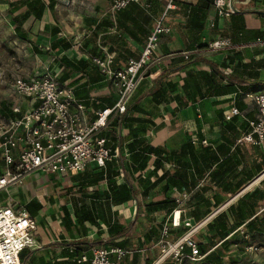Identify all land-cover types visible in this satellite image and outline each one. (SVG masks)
<instances>
[{
	"label": "crops",
	"instance_id": "crops-1",
	"mask_svg": "<svg viewBox=\"0 0 264 264\" xmlns=\"http://www.w3.org/2000/svg\"><path fill=\"white\" fill-rule=\"evenodd\" d=\"M6 1L7 11L0 12L5 19L7 16L11 19L14 34L29 43L33 58H45L44 64L28 71L24 79L32 80L45 73L57 76L64 86L73 90L75 98L85 105L87 115L92 118L96 110L114 106L119 91L116 81L101 71L94 58L112 55L115 72L130 59L140 57L169 0H140L116 12L111 9L113 0H82L80 11H59L60 4L54 0L53 4L47 3L40 18L32 13L26 20L23 19L25 9L9 11V3L18 0ZM230 1L236 12H246V29L233 32L234 18L218 16L213 5L210 10H204L198 7L199 0L174 1L164 20L169 32L161 36L151 64L139 75L136 90L130 96L127 122L109 124L101 133L114 134L112 144L121 148L122 154L108 163L106 178H99L104 169L89 164L84 173L76 176L47 174L52 178L49 183L40 180L46 175L32 174L22 186L0 192L9 198L0 201V208L11 205V200L20 196L22 204L16 206L35 217L41 229L31 264L75 262L82 254L91 255L95 247H122L130 251L124 264H152L158 259L161 230L156 223L164 225L169 222L170 215L166 217L164 212L145 210L152 201L163 199L161 187L165 183L151 190H159L158 199L149 200L150 194L144 199L139 196V203L132 193L133 190L143 192L156 180V175L164 173L162 169L154 170L156 156L141 150L146 146L174 151L192 142L199 149L209 146L219 157L203 174L197 173L194 167L186 169L193 181L196 179L193 188L183 192L173 189L175 198L187 195L183 204L190 205L189 208L200 207L205 200L210 202L211 212L205 217L211 213L216 217L227 211L248 193L264 191V169L256 173L260 165L264 166V145L238 143L239 138L250 131L249 121L258 112L254 102L246 97L237 98L235 93L241 85L228 87L229 93L223 95H215L213 89L202 87L204 98L188 106L179 107L173 100L176 93L183 94V79L188 72L212 73L213 67L204 61L238 79L254 81L256 86H261L256 92L264 91V36H257L258 32L264 33V0ZM234 22L236 26L240 24L237 18ZM18 24L21 31L16 29ZM222 37L231 39L229 47H210V43ZM183 52H190L188 59ZM193 57L199 60L186 66ZM161 75L164 76L161 80L164 90L162 96L156 98ZM169 83L175 84V88ZM219 83L225 86L229 82L223 79ZM11 106L12 103L10 109ZM233 106L240 113L227 120ZM21 107L26 110L29 104L22 100ZM139 127V133L133 134ZM175 167L163 163L166 170H175ZM45 184L49 185L46 189ZM240 184L241 189L233 193ZM65 186L73 188L74 192L71 189L68 194L69 189L57 191L67 194L61 203L54 190ZM121 189L130 194L127 200L120 199ZM217 199L222 204L217 205ZM257 204L256 215L264 218V200H257ZM186 214L185 211L183 215ZM143 222L149 225L140 234L129 231L118 236L123 227ZM239 230L243 234L244 225ZM100 242L103 244L93 245ZM76 250L80 254L73 256ZM243 253L252 261L256 259L254 264H264V248L260 256ZM165 264L173 263L167 261Z\"/></svg>",
	"mask_w": 264,
	"mask_h": 264
},
{
	"label": "built area",
	"instance_id": "built-area-1",
	"mask_svg": "<svg viewBox=\"0 0 264 264\" xmlns=\"http://www.w3.org/2000/svg\"><path fill=\"white\" fill-rule=\"evenodd\" d=\"M175 0H169L163 16L157 22L140 57L132 58L119 70H112L113 57H95L94 62L101 71L116 81L118 100L114 106L98 109L91 118L86 107L74 96L72 89L64 86L57 76L45 73L43 76L26 80L16 77L11 92V109L16 116L0 124V192L25 184L32 174H56L69 177L82 174L89 164L105 169L106 164L119 158L121 151H114L101 133L116 115H122L129 106V99L136 90L139 75L152 62L158 41L169 32L164 20ZM140 0H113L112 11H121ZM217 14L230 18L235 11L230 0H214ZM231 45V39L222 37L210 43L213 49H224ZM189 58L190 52H183ZM246 98L254 102L258 112L249 121L250 131L239 138V144L264 145V91L252 92ZM22 100L29 104L23 110ZM233 106L227 120L239 115ZM207 144V141L203 142ZM264 174V173H263ZM187 196V195H185ZM178 207L163 225L159 246L161 255L152 264H192L204 259L196 235L210 222L211 213L199 222L185 219L184 200L177 198ZM185 227L180 236L171 234L173 228ZM38 223L35 217L16 205L0 208V264H23L21 254L38 247ZM258 243L246 245L249 256L263 253ZM130 251L122 247H95L91 255L82 254L76 258L78 264H124Z\"/></svg>",
	"mask_w": 264,
	"mask_h": 264
},
{
	"label": "trees",
	"instance_id": "trees-1",
	"mask_svg": "<svg viewBox=\"0 0 264 264\" xmlns=\"http://www.w3.org/2000/svg\"><path fill=\"white\" fill-rule=\"evenodd\" d=\"M53 4L54 0H18L15 2L9 3V11H18L21 9H25L27 12L24 14L23 19H28L30 14H34L35 17L40 18L47 7V3ZM214 0H199L198 7L204 10H210ZM214 6V5H213ZM235 10V9H234ZM235 10L231 17L234 19L237 18L239 21V25H235L234 19L232 24L233 32L235 30L246 29L244 15L246 12H236ZM217 12V11H216ZM218 15V14H217ZM15 17V16H14ZM13 17V18H14ZM18 23V21H16ZM18 31H21L20 24L17 25L16 28ZM17 31V32H18ZM258 38H262L264 36L263 32H258ZM23 37V36H22ZM27 36L24 33L23 39ZM198 57H193L188 61L186 66L198 61ZM207 64L213 67L212 73H208L206 71H191L188 72L186 77L183 79V94L176 93L173 97V100L178 102V106H188L191 102L197 101L199 98H204L202 87H208L209 89H213L215 95H223L227 94L228 87L234 86L236 84L241 85V89L236 91L237 98H244L248 93L256 92L261 89V86H256V82L254 81H246L238 79L237 77L231 75L230 73H226L224 69H220L217 65L204 61ZM164 76L161 75V79L157 81V85L159 87L156 89L155 95L162 96V78ZM228 81V85H221L219 80ZM170 84V83H169ZM172 88H175V84H170ZM158 100V99H157ZM128 107L124 114L116 115L112 118L111 124L114 125H122L124 122H127ZM16 116L15 114H13ZM138 121H142L141 119H136ZM140 127L134 129L133 134H137L140 131ZM132 133V132H131ZM105 137L108 141V146H111L113 151L116 148H119L117 145L112 144L114 141L112 137H115L114 134L111 133V136L101 135ZM143 141L141 140V143ZM121 151V148H119ZM141 150H146V152L150 155L156 156L155 167L154 170L158 172L160 169L164 172L162 175H156V180L143 192H139L138 190H133V195L140 203L141 200L139 196L144 199L148 197L151 190L156 189L161 183H165L161 187V192L163 195V199L160 201H152L149 205L146 206L147 212H152L156 210H160L164 212L166 217L171 215L173 211L178 207L177 198L171 197V193L173 194V189L177 188L179 191L183 192V190L193 188L196 183V179L193 181V176L190 177L187 174L186 169L194 167L197 173L203 174V172L211 166V163L216 162L219 157H217L212 149L209 146L206 147H197L192 142H186L183 144L178 150L169 151L165 147H144ZM174 164L175 170H166L163 168V163ZM109 163V162H108ZM106 164V167L108 165ZM179 168V170H178ZM264 169L263 165H260L256 170V173H260ZM106 168L101 172L99 178H106L107 172ZM252 177V176H251ZM242 184H240L237 189L233 191L236 193L239 189H241ZM185 188V189H184ZM120 199H126L130 196L127 191L124 189L118 192ZM257 200H264V191L255 190L253 193H248L241 197L237 203L229 206L230 208L227 211L219 213L216 217H214L207 225L205 226L204 231L198 233L199 234V247L203 254L207 256L204 257L199 262L192 264H228L225 261L224 255L226 254L225 248L228 244L242 245V252H245L244 248L246 245L252 243H258L261 246H264V218L256 215L258 204ZM200 207H191V211L189 214L184 216L185 219H191L194 222H198L202 220L207 214L211 212L210 202L203 201ZM217 205L222 204L220 199L216 201ZM32 216V215H31ZM253 217V218H252ZM252 218V219H251ZM250 219L248 222L247 220ZM245 227L244 233L242 234L239 228L241 226ZM135 223L129 224L128 227H123L119 232L118 236H122L125 233H128L133 227ZM163 226V224L161 225ZM185 227L173 228L171 230V234L174 239L185 232ZM197 234V235H198ZM196 235V236H197ZM232 235L231 239L229 238ZM197 239V238H196ZM103 242L93 243V245H102ZM52 245V244H51ZM50 245V246H51ZM79 251L76 250L73 256L79 255ZM34 255V250H25L21 254V261L23 264H31L32 258ZM249 258L250 257H246ZM256 261L253 260L252 264ZM75 262H64L59 264H76ZM231 264H236V261L233 259L230 262Z\"/></svg>",
	"mask_w": 264,
	"mask_h": 264
},
{
	"label": "rangeland",
	"instance_id": "rangeland-1",
	"mask_svg": "<svg viewBox=\"0 0 264 264\" xmlns=\"http://www.w3.org/2000/svg\"><path fill=\"white\" fill-rule=\"evenodd\" d=\"M81 1L82 0H80V2L79 0H57L56 2L60 4V7H58L59 11H80L79 6L82 3ZM6 2V0H0V11H7ZM7 19H5L3 12H0V124H5L10 119L14 118V115L9 107V104L11 105L12 102L10 95L12 86H14V79L16 77H26V73H28V71H32L34 68L42 66L44 64L45 59L42 56L39 57V59L33 58L31 56V46L27 41H23L17 38V35L14 34L13 28L10 25L11 19H9V16H7ZM51 179L52 178L48 175L40 178L41 181H46V183L51 182ZM48 186H46L45 184V189ZM60 186L62 185L60 184ZM65 189H69V187L65 186V188L63 189L54 190V192L56 193L57 201H60L61 203H63L64 201V195H67L70 192V189L71 192H74V189L70 188L69 191H67V194L57 193V191L63 192ZM158 193L159 190L151 191L149 200L158 199ZM47 195L48 193L45 194L46 199H48L49 197ZM29 196L31 197L32 194L29 193ZM171 197L174 198L176 197V195H173L171 193ZM5 199H9L8 196L6 194L0 193V201ZM180 199H186V197L184 195H180ZM22 201L23 200L19 196L17 200L12 199L10 203L11 205H19L22 204ZM184 206L186 213L189 214L191 211V208H189L190 205L185 204ZM156 212L159 213L161 211L156 210ZM148 225L149 224H147L146 222L137 223L130 231H138L137 234H140L142 229H148ZM156 227L158 228V230L162 231L163 227L161 226V224L156 223ZM39 232H41V229L38 226V230L36 233L40 234ZM196 238L197 241H199V234L196 236ZM225 252L226 254L224 255V258L228 264H231L230 262L232 259L236 261V264H252L251 258L249 259L243 256L244 253L242 252V245L240 244H228L225 248Z\"/></svg>",
	"mask_w": 264,
	"mask_h": 264
}]
</instances>
